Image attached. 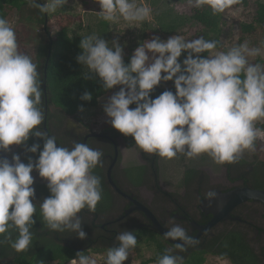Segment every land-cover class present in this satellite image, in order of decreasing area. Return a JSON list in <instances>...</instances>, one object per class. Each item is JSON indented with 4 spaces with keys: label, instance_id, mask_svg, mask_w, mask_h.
Listing matches in <instances>:
<instances>
[{
    "label": "clouds",
    "instance_id": "9594fccd",
    "mask_svg": "<svg viewBox=\"0 0 264 264\" xmlns=\"http://www.w3.org/2000/svg\"><path fill=\"white\" fill-rule=\"evenodd\" d=\"M31 2L35 4L36 0ZM96 2L106 21L151 18V9L137 6L135 0ZM240 2L188 0L197 9L207 5L213 15ZM66 3L51 0L50 4H40L39 9L41 13L55 12ZM79 48L82 51L76 61L87 69L85 79L95 76L104 90L120 86L103 105L107 122L118 133L132 137L145 153L167 159L178 153L188 157L207 154L223 165L234 163L245 150L254 151L256 139L264 135L255 127L256 121L264 119V69L247 60L248 56L259 55L260 48H249L245 42L226 53L201 56L215 49L216 42L203 37L186 41L179 35L166 40L153 36L139 44L128 63L116 41L109 47L105 39L93 35L82 39ZM182 53L187 55L181 63ZM39 77L37 64L19 51L15 31L0 17V151L26 145L30 136L43 140L42 149L39 143L26 149L33 154L39 152L35 161L29 157L25 164L18 154H13L11 161L0 157V235L17 229L18 237L11 247L18 253L29 248L33 236L30 228L36 223L33 171L47 181L50 196L39 203V212L52 231H71L79 239H86L78 213L84 209L94 212L101 200V181L92 169L101 163L103 153L84 143H75L71 149L58 146L54 136L38 127L45 119ZM168 81L174 83L175 93L165 90L152 99L155 88ZM80 99L91 101L92 94L85 91ZM78 111H84L83 105ZM216 196L214 190L205 193L209 201ZM163 235L180 241L175 245L180 251L197 242L175 220ZM116 240L118 247L108 251L106 264H124L129 250L137 245L130 230L119 232ZM77 257L78 264H95L81 253ZM72 264H77L76 258ZM158 264H183V257L166 251Z\"/></svg>",
    "mask_w": 264,
    "mask_h": 264
},
{
    "label": "trees",
    "instance_id": "16d2710c",
    "mask_svg": "<svg viewBox=\"0 0 264 264\" xmlns=\"http://www.w3.org/2000/svg\"><path fill=\"white\" fill-rule=\"evenodd\" d=\"M40 4L43 5L42 2L37 0L35 4L32 3L31 0H0V17L9 22L10 16L8 10L11 9L14 13L18 14L19 18L22 17L25 18L26 21L34 22L46 31L48 28L47 23L49 14L41 13L39 9ZM222 16V13L213 15L211 9L207 5L200 9L193 7L190 15H179L173 9H170V11H166L158 16L157 22L155 23L157 25L156 28L149 27L145 30L144 34L141 35L139 41L129 48V53L124 59V62L128 63L130 61L134 49L139 46V44H143L148 31L151 30V32L154 33L171 35L190 22H195L201 26L199 37L215 41V49H222L223 52L226 53L230 49H223V43L220 37ZM69 25V23H66L61 26L53 39L44 38L36 41V61L34 63L37 64L43 90L42 105L40 107L44 112L46 99L48 107L47 124L51 122L57 127L62 125L66 116L77 114L78 106L83 105L84 108L95 107L98 104L99 98L112 90H104L98 78H95V76L85 79L86 72L82 71V65L77 63L76 56L82 51L79 48L80 41L88 37V35H71L69 33ZM245 42L248 43L249 48H260L264 50V2L262 1H257L252 20L240 23L239 37L234 47L244 44ZM208 54L209 52H205L200 55L208 56ZM261 61L262 60L258 56L252 65L261 63ZM248 63L251 64L249 61ZM165 90H170L175 93L174 86H168L167 82H161L150 94L151 98L155 99ZM85 91L92 94L91 101H82L80 99V96ZM50 106L54 108V112H50ZM134 107L135 105H130V108ZM43 126L44 124L38 127L44 130ZM51 135L53 136V134ZM54 137L57 143L61 145V140L56 136ZM33 143H39L42 149L43 140L34 136H30L26 145L18 146V150L22 154L21 161L25 164H27L29 157H31L33 161L38 158L39 152L33 154L26 150L27 147H30ZM133 144H135L134 140L129 143V146ZM260 166L262 177H264L263 165L260 164ZM131 170L132 180L134 182H140L143 179L144 166H136ZM195 173H197L195 167L186 168L184 171V182H189ZM92 174L98 176L101 181L100 201L110 200L111 195L106 187L104 176L97 166L92 169ZM261 185H263V183H261ZM34 188L36 198L50 196L47 184L37 183ZM260 188L264 190V185ZM33 203L37 204V212L33 216L36 223L30 228L33 234L32 243L26 251L16 252L11 247V243L17 239L18 230L10 228L7 233L0 235V241H2V243H0V264H49V262L53 261L57 264H66L74 258L78 259V253L85 256V252H80L72 248L69 244L70 239L78 238L76 233L71 231L60 233L50 230L42 222L40 216L39 203L41 202ZM82 230L84 231L83 228ZM132 233L137 238V244L140 242V239L144 238L154 246L155 254L153 257L142 261L141 264H158V259L164 255L166 251L174 255L172 249L166 246L167 241L155 231L141 229L137 233ZM6 237H8V239H6ZM102 247H107V245H103ZM207 254L226 259L229 264H260L261 262L259 257L254 253V249L250 246L246 234L237 230H223L218 232L212 240L205 244L203 249H197L183 258V264H204L206 260L205 255Z\"/></svg>",
    "mask_w": 264,
    "mask_h": 264
},
{
    "label": "flooded vegetation",
    "instance_id": "af4514ba",
    "mask_svg": "<svg viewBox=\"0 0 264 264\" xmlns=\"http://www.w3.org/2000/svg\"><path fill=\"white\" fill-rule=\"evenodd\" d=\"M72 118L65 117L60 127L48 122V130L53 136H57L55 132L59 134L61 147L71 149L75 143H84L103 153L101 163L97 167L103 174L111 195L110 200L99 201L94 212L84 209L78 213L82 221L81 227L87 236L83 240L70 239L69 244L72 248L86 252L98 246L116 244L118 242L116 236L125 230L134 233L141 229L155 231L145 210L165 228L171 227V221L175 220L185 227L188 235L193 238L199 232L197 225H205L216 216L232 217L219 221L208 231L202 232L195 239L197 242L186 246L184 251H180L169 242H166V245L172 249L174 255L185 258L191 252L203 249L218 232L237 230L246 234L254 253L261 260L260 264H264L263 203L249 200L233 207L224 216L208 212L210 207L203 204L206 200L205 193L209 190L217 193L239 187L261 189L260 187L264 185H261L262 173L257 171L253 164L244 167L245 162L239 156L234 163L223 164L220 174H214L209 170L205 173L202 169H197V173L187 183L184 182L183 175L181 191L173 193L163 188L158 180L156 162L158 155L145 153L139 148L140 163L124 164L123 148L129 149L137 146L136 144L127 147L123 135L113 128L101 129L97 131L101 135L90 136L89 134L96 130L88 128L78 117L72 115ZM136 166H144L143 179L140 182H134L131 177V169ZM109 170L121 192L113 189L107 181ZM44 198L46 197H37L33 202H42Z\"/></svg>",
    "mask_w": 264,
    "mask_h": 264
},
{
    "label": "rangeland",
    "instance_id": "374dc122",
    "mask_svg": "<svg viewBox=\"0 0 264 264\" xmlns=\"http://www.w3.org/2000/svg\"><path fill=\"white\" fill-rule=\"evenodd\" d=\"M37 1H40L43 4L51 3V0ZM257 1L264 2V0H241L240 3L232 5L222 13L223 16L220 26V37L223 43V49H231L236 46L239 37V25L242 22H249L252 20ZM135 2L137 6L143 5L151 9L150 19L138 22L126 21L121 17L116 22L106 21L100 16L99 11L101 8L96 0H67V3L58 7L55 12H48L49 20L46 31L34 22L26 21V19L22 17L19 18L18 14L14 13L11 9L8 10L10 16L9 24L15 31L19 51L30 56L33 63L36 61V41L44 38L53 39L56 32L66 23L70 24L69 33L71 35H94L98 38L105 39L108 42L109 47L113 46V41L118 42L123 47V59H125L129 53V48L139 41V38L144 34L145 30L149 27H157L155 23L157 22L159 15H162L166 11H170V9H173L179 15H190L193 9V6L188 4V0H135ZM200 30L201 26L199 24L190 22L171 35H179L186 41L193 40L199 38ZM146 35L145 40H149L153 36H159L162 40H166L169 36H171L162 33H154L151 32V30L148 31V34ZM221 52H223L222 49H213L208 56H214ZM186 55L187 53H182L179 58L181 63ZM258 56L262 60L261 63L258 64L262 67V69H264L263 49H261L259 55L248 56L247 59L251 64H253ZM81 69L83 72H87V69L84 66H82ZM167 83L168 86H174L172 81H168ZM119 87L120 86H116L111 90V92L100 97L98 104L95 107L84 108L83 112L78 111V113L73 116L78 117L81 122L90 129H94L96 131H100L101 129H111L112 127L110 123L107 122L108 118L103 111V105L107 102V99L111 95H113L116 91H119ZM49 110L50 112L55 111L52 106L49 107ZM66 117L72 118V116ZM255 127L264 133V119L256 121ZM55 134L57 135L56 137L61 140L59 134L57 132H55ZM123 137L126 140L127 147H131L129 146V143L133 141L132 137ZM6 153L8 154L10 160L12 159L13 154H18L20 158H22V154L18 150V146H11V151ZM138 153V146H134L129 149L126 147L123 148L124 164H139L140 158ZM240 156L245 162L244 167L253 164L256 170L261 172L260 164H262L264 170V135H261L256 139L254 151L245 150ZM0 157L2 156L0 155ZM156 162L157 177L161 186L173 193H179L181 191L183 184L182 179L186 168L195 167L196 169H202L204 172L209 170L214 174H220L222 173L223 166L216 164L207 154L188 157L184 153H178L172 159L158 156ZM32 176L34 177L33 187L37 183H47L46 180L39 177V174L36 171H33ZM261 183L264 184V177ZM118 244L119 242L113 245H107V247L98 246L96 248H92L85 252V256L94 260L95 264H106L108 251L111 248L118 247ZM154 254V246L142 238L135 248L129 250L128 260L125 261L124 264H141L142 261L153 257ZM205 257L206 260L204 264H229L228 260L221 259L211 254L205 255ZM72 260L66 264H72ZM49 264L57 263L53 261L49 262Z\"/></svg>",
    "mask_w": 264,
    "mask_h": 264
},
{
    "label": "water",
    "instance_id": "95a60500",
    "mask_svg": "<svg viewBox=\"0 0 264 264\" xmlns=\"http://www.w3.org/2000/svg\"><path fill=\"white\" fill-rule=\"evenodd\" d=\"M50 52V50H49ZM45 75V73H44ZM45 93V90H44ZM47 111H48V107H47V100L45 99V109H44V131H46L48 133L49 136H52L47 128ZM90 136H98L101 135L99 132L94 131L91 134H89ZM57 145L59 146V144L57 143ZM0 154L4 157L7 158L9 161H11L9 159V156L6 152L4 151H0ZM107 181L109 182V184H111L112 188L115 189L118 192H121L118 187L115 185L110 170L107 172ZM249 200H253V201H258L264 204V190L262 189H252L249 187H239V188H235L233 190L227 191V192H217V196L214 200L209 201L208 199H206L203 204L210 207L209 211L210 213L214 214V215H219V216H224L227 215L229 213V211L237 206L238 204L241 203H245L248 202ZM214 206V207H213ZM217 209V211H215ZM145 210V209H144ZM146 214L149 216L147 217L151 223H152V229L155 230L156 232H158V234L160 236H162L167 242H169L170 244L176 245L177 243H180V241H173L170 239H166L165 236L163 235L166 231L167 228L163 227L158 220L147 210H145ZM228 218H232V217H212L211 220L205 224V225H197V229L199 230L198 234L194 237V239H196L202 232L204 231H208L209 229H211L213 226H215V224L219 221L222 220H226Z\"/></svg>",
    "mask_w": 264,
    "mask_h": 264
}]
</instances>
